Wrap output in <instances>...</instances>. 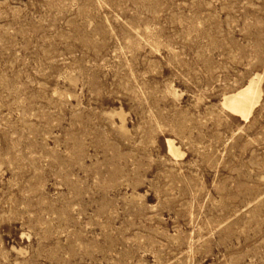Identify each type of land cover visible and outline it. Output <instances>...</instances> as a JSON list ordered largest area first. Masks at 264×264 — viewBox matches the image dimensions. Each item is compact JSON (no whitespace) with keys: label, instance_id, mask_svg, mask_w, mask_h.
<instances>
[{"label":"rangeland","instance_id":"1","mask_svg":"<svg viewBox=\"0 0 264 264\" xmlns=\"http://www.w3.org/2000/svg\"><path fill=\"white\" fill-rule=\"evenodd\" d=\"M0 264H264V0H0Z\"/></svg>","mask_w":264,"mask_h":264},{"label":"bare ground","instance_id":"2","mask_svg":"<svg viewBox=\"0 0 264 264\" xmlns=\"http://www.w3.org/2000/svg\"><path fill=\"white\" fill-rule=\"evenodd\" d=\"M262 94L261 78L252 79L247 85L224 99L223 105L230 110L233 115L249 119L255 106L259 103ZM169 150L174 155L177 154L172 142H168Z\"/></svg>","mask_w":264,"mask_h":264}]
</instances>
